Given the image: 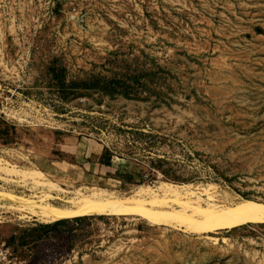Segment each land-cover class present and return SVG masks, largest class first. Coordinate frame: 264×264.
Masks as SVG:
<instances>
[{"label": "rangeland", "instance_id": "rangeland-1", "mask_svg": "<svg viewBox=\"0 0 264 264\" xmlns=\"http://www.w3.org/2000/svg\"><path fill=\"white\" fill-rule=\"evenodd\" d=\"M52 63L69 82H122L63 98ZM165 183L264 205V0H0V192L14 196L0 197V264H264V222L45 227L61 219L37 206Z\"/></svg>", "mask_w": 264, "mask_h": 264}, {"label": "bare ground", "instance_id": "bare-ground-1", "mask_svg": "<svg viewBox=\"0 0 264 264\" xmlns=\"http://www.w3.org/2000/svg\"><path fill=\"white\" fill-rule=\"evenodd\" d=\"M8 171H10V169H8ZM38 172L26 173L23 171L21 174L25 179L27 176L35 179L37 176L40 178L42 175L41 172ZM38 183V181L35 182V184ZM47 185L51 190L55 187L52 183H47ZM159 187L160 190L162 189L163 195L157 194L151 188L143 185L139 186L137 192L135 191L136 193L129 197H120L115 193L106 192L105 189H95L89 193L78 190L74 196L69 198L66 204L60 206L44 202L47 198L51 197L49 193H45L42 199L43 203L37 206L41 210V213L45 215V220L46 216L47 218L63 219L90 214L116 215L118 213L134 214V212H138L156 223L162 221L164 223L169 222L170 225V223L179 220V224L182 222L184 225L185 223L189 229L194 231H214L217 229L234 228L249 224L253 221L264 222V205H244L240 208H230L222 206L221 204L219 205L217 200L215 202V200L202 198L200 194L188 190L190 188L188 185L177 186L165 183ZM181 188L184 189V193L181 191ZM1 196L7 198L14 197L12 194L5 193L4 191L0 192V197ZM146 196H148V198H146ZM30 202L24 205L28 208L36 206V203ZM175 203L178 206H175ZM52 218L51 220H53Z\"/></svg>", "mask_w": 264, "mask_h": 264}, {"label": "trees", "instance_id": "trees-1", "mask_svg": "<svg viewBox=\"0 0 264 264\" xmlns=\"http://www.w3.org/2000/svg\"><path fill=\"white\" fill-rule=\"evenodd\" d=\"M50 72L52 73L53 78L55 79V82L57 84V87L59 88V91L63 98H69L71 95H73V90L75 88H82V89H103V90H110L108 87L109 85H112V90H117V85L122 82V80L119 79H113L110 82H108L105 85H101L99 79L92 77L90 79L81 81V82H75V81H68L66 78V69L64 67L58 66L56 63H52V65L49 67ZM127 92V91H126ZM81 218V217H75ZM66 219L57 220L52 224H46L43 225L45 227L55 226L59 224L60 222H63Z\"/></svg>", "mask_w": 264, "mask_h": 264}]
</instances>
